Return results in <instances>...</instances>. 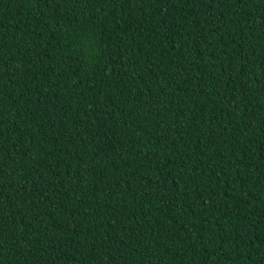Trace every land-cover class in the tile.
Returning <instances> with one entry per match:
<instances>
[{"label": "trees", "instance_id": "1", "mask_svg": "<svg viewBox=\"0 0 264 264\" xmlns=\"http://www.w3.org/2000/svg\"><path fill=\"white\" fill-rule=\"evenodd\" d=\"M0 264H264V0H0Z\"/></svg>", "mask_w": 264, "mask_h": 264}]
</instances>
